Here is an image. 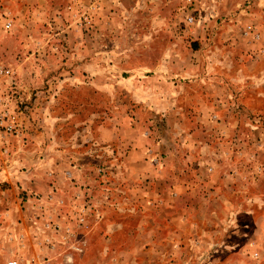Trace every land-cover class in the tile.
<instances>
[{"label":"rangeland","instance_id":"374dc122","mask_svg":"<svg viewBox=\"0 0 264 264\" xmlns=\"http://www.w3.org/2000/svg\"><path fill=\"white\" fill-rule=\"evenodd\" d=\"M1 71L0 264H264V0H0Z\"/></svg>","mask_w":264,"mask_h":264},{"label":"crops","instance_id":"0c3cea01","mask_svg":"<svg viewBox=\"0 0 264 264\" xmlns=\"http://www.w3.org/2000/svg\"><path fill=\"white\" fill-rule=\"evenodd\" d=\"M19 155V154H18ZM21 155H23V154H21ZM34 156V155H33ZM24 157V155L22 156V159H24L23 158ZM33 160V159H32ZM31 172H34V170H31ZM80 171L79 170H77V171H74L73 169L72 170H66V171H64V174H63V172L61 173V175L63 176L64 175V179H65V181H66V183H69V182H72L75 178H76V176L78 175V173H79ZM48 175H49V180L53 183V192H54V195L56 196V197H59V195L57 194L58 192H56V190H59L60 188H59V184H60V181H61V179H62V177H61V175L60 176H57L58 175V172H56V170H53V171H50V173H48ZM23 185H25V188L26 187H29V189L30 188H32V184H26V182L25 183H22ZM82 194H84V192H81ZM61 196V195H60ZM64 204H65V200L62 198V200H61ZM76 202H78L77 200H76ZM71 206V213L73 212V210L77 207L76 206V204L74 203H72V205H70ZM79 208H81L80 210H83L84 212H87V210H89V206H88V204L87 203H84V204H80L79 203ZM7 209V208H6ZM7 214H8V212H7ZM2 216V215H1ZM6 218L7 217H5V219H4V221H6ZM84 220H85V218H84ZM3 221V223H5V225L4 226H8V224H7V222H4ZM70 221V222H69ZM69 222V223H68ZM84 222V221H83ZM73 223V222H72ZM66 226H67V228H65V229H69V231H73V233L74 234H71V236L72 237H77V235L78 236H81L80 234L82 233H85V231H86V228H88V222H86V223H84V225H82V226H80L79 225V227L81 228L80 230H82L81 231V233L80 232H78V230H74L72 227H71V220L70 219H68V220H66ZM77 228V227H76ZM68 256H72V254H69Z\"/></svg>","mask_w":264,"mask_h":264},{"label":"built area","instance_id":"2783aa9c","mask_svg":"<svg viewBox=\"0 0 264 264\" xmlns=\"http://www.w3.org/2000/svg\"><path fill=\"white\" fill-rule=\"evenodd\" d=\"M0 73H3V71H1ZM10 264H16V263H10Z\"/></svg>","mask_w":264,"mask_h":264}]
</instances>
